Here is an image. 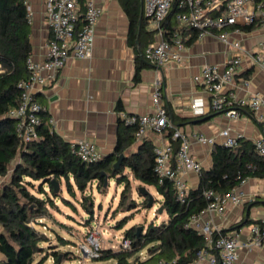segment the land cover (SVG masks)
Wrapping results in <instances>:
<instances>
[{"label": "crops", "instance_id": "1", "mask_svg": "<svg viewBox=\"0 0 264 264\" xmlns=\"http://www.w3.org/2000/svg\"><path fill=\"white\" fill-rule=\"evenodd\" d=\"M28 4L31 11L30 58L35 62H41L51 34L45 21L42 0H28ZM97 6L101 14L95 26L91 57L82 60L68 59L65 66L45 87L38 86L34 90L36 101L44 108L48 120L52 121L50 123L52 130L65 142L91 141L100 153L101 159L112 154L117 156L123 154L124 157L132 155L143 142H149L153 146L159 144L162 139L155 133L147 132L142 140H136L135 128L123 130L120 125V120H123L122 114L141 116L153 112L152 93L155 82L159 83L161 102L169 120L174 128L185 136L189 137L196 133L215 137L216 143L213 146H222L223 138L219 137L218 133L227 128L230 136L238 137V140L243 139L252 143L264 140V121H257L253 112L247 108H240L238 119H227L210 109L209 96L202 87L193 82V77L200 73L203 66L216 65L222 71L227 60L239 55L240 64L232 83L225 91L233 92L238 99L259 95L263 100L259 112L264 114V70L251 59L261 52L260 45L264 44V25L255 24L248 31L243 30L240 34L230 36V40L238 43L240 51L213 36H205L191 44H184L181 64L157 67L142 57L146 46L159 41L161 36L150 29L140 0L139 17L134 26L133 37L130 34L128 17L119 0H98ZM168 22L161 28L162 33ZM173 22L175 21L172 17L170 23ZM178 28L186 29L180 24H177ZM180 34L182 35V32ZM182 38L183 42L188 39L183 36ZM48 75L43 73V76ZM244 81L248 82L246 86L243 84ZM193 100L202 102L203 114H193L191 109ZM128 135L132 136L129 144L125 140ZM120 137L124 141L119 147L121 152L117 153ZM213 146L195 142L190 144V155L200 162L204 170L212 166ZM125 174L129 178L132 177L130 171L126 170ZM199 174L186 172L180 176L189 191L198 188ZM70 181L72 182V179ZM94 184L89 189H92ZM63 185L64 183L60 185L61 192ZM235 192L242 197L239 205L227 204L222 215L204 212L201 214L199 225L207 223L217 233L223 232L232 236L241 245L251 240V226L257 222L264 223V179H247L235 189ZM78 193L81 197V193ZM108 248L110 247H104ZM134 258L135 256L130 262ZM146 258L147 255L139 259L143 261ZM238 262L264 264V244L254 246L250 250L239 248Z\"/></svg>", "mask_w": 264, "mask_h": 264}, {"label": "trees", "instance_id": "2", "mask_svg": "<svg viewBox=\"0 0 264 264\" xmlns=\"http://www.w3.org/2000/svg\"><path fill=\"white\" fill-rule=\"evenodd\" d=\"M24 1L0 0V264H43L48 256L43 255L37 261H34V258L46 252L51 256L53 264H58L60 255L64 259L69 256V253L57 252L52 246L45 250L42 244L47 239L35 228V225L41 224V219L50 216L47 206H54L53 199L61 194V190L54 194L53 187L49 184L52 179L59 185L64 183L73 196L72 189L80 192V207L92 216L94 202L86 192L95 183L97 192L103 193L105 176L101 173H105L108 182L114 179L117 184L123 185L118 210L138 209L139 205L131 197L126 170L130 171L134 180L153 188L160 197L159 209H162L167 218L159 224H149L140 232H137L136 226L129 227L123 231L122 236L130 240V250L102 249L93 262L154 264L163 261L171 264H190L194 261L196 253L205 245V239L184 225L192 215H198L205 209L207 201L202 196L203 191L213 190L225 195L247 179H264V158L257 153L252 142L243 139H239L237 146L232 149L213 146L211 168L201 170L198 188L189 191L185 204H181L176 199L171 181L164 180L159 183L154 173L153 145L149 142L141 143L134 154L125 156L117 169L113 168L116 154L105 156L94 163H84L71 154L69 143L54 133L46 112L42 111L39 114L40 123L36 127L38 138L29 143H22L16 134V121L10 117V113L18 106L20 92L17 84L28 77L26 61L32 51L30 25ZM119 2L128 17L130 34L133 37L134 26L139 17V0ZM178 11L174 4L162 25L165 27L169 21L164 28V37L168 38L177 31L182 32L180 35L188 38L184 44H191L197 39V32L191 29H177V23H170V18H174ZM144 18L143 16L142 19ZM252 27L253 25L243 27L242 31H248ZM120 125L123 130H135L133 125H127L123 120H120ZM170 135L171 131L166 137L169 139ZM131 139L132 136H126L127 144L131 143ZM123 141L120 137L117 153L121 152L119 147ZM177 145L175 142L174 147L177 148ZM34 181L44 182L36 189V193L43 197H37L28 189H33ZM45 184L48 185V193L43 190ZM62 200L67 202L63 198ZM156 201L153 199V203ZM141 206H148L147 197H143ZM123 222L126 221L117 223L116 227L122 229ZM143 249H146L147 258L140 261L136 255Z\"/></svg>", "mask_w": 264, "mask_h": 264}, {"label": "built area", "instance_id": "3", "mask_svg": "<svg viewBox=\"0 0 264 264\" xmlns=\"http://www.w3.org/2000/svg\"><path fill=\"white\" fill-rule=\"evenodd\" d=\"M97 1L42 0L44 17L51 38L45 45L43 61L35 62L30 57L27 59L28 77L17 84L20 92L19 103L10 113V117L16 121V134L22 143H29L38 138L36 127L40 123L39 114L44 108L34 97L36 87H45L65 66L68 59L82 60L91 57L95 26L101 14ZM24 4L30 24L31 11L28 0H25ZM174 4L179 10L174 15L177 24L187 30L196 31L197 39L213 36L232 45L236 51H240V48L237 42L230 40L232 34H240L243 27L250 25H264V0H142V11L149 20L150 29L161 36L159 41L146 46L142 57L157 67L181 64L183 61L185 45L180 33L175 32L166 38L161 31ZM260 49L261 52L251 59L264 70V44L260 45ZM239 64L240 56L234 55L225 62L222 71L216 65H205L200 73L193 77V82L202 87L209 96V106L212 111L220 113L227 119L236 120L239 118V109L247 108L254 113L257 121L262 122L264 114L259 110L263 100L259 95L238 99L233 92L225 91L232 83ZM44 72L49 75L43 76ZM243 84L246 86L248 82L244 81ZM158 86L159 83L155 82L151 114L141 116L122 114V119L127 125L135 127L136 140H142L147 132L161 137L162 142L153 146L154 173L159 183L164 180L171 181L177 201L185 204L189 190L180 176L186 172L199 174L202 170L200 162L190 155V144L195 142L211 147L216 143V138L196 133L188 137L176 130L161 102L162 93ZM191 109L194 115L203 114L202 102L193 100ZM48 122L50 124L52 121L49 119ZM169 131H171L170 138L163 141ZM218 136L223 138L222 146L225 148L232 149L238 144V137L230 136L227 128L222 129ZM175 142L178 144L177 148L174 147ZM253 144L257 153L264 158V140H256ZM69 149L81 162L94 163L101 160L100 153L91 141L71 142ZM202 196L207 201L205 209L198 215H192L184 225L185 228L195 227L194 231L205 239V245L196 253L194 261L190 264H239V248L250 250L254 246L259 247L264 244V223L251 226V240L241 245L234 237L217 233L207 223L199 225L202 213L222 215L227 204L239 205L242 197L235 192V189L225 195L213 190H205ZM121 238L120 250H130V240ZM77 247L82 261L90 262L97 258L100 250L103 249L97 229L88 231ZM157 264L171 263L160 261Z\"/></svg>", "mask_w": 264, "mask_h": 264}, {"label": "rangeland", "instance_id": "4", "mask_svg": "<svg viewBox=\"0 0 264 264\" xmlns=\"http://www.w3.org/2000/svg\"><path fill=\"white\" fill-rule=\"evenodd\" d=\"M32 183L33 189L30 187L28 189L35 193L37 197H43L41 194L36 193V189L42 184V181ZM129 183L131 197L139 205L138 209L131 211L118 210V201L123 185L117 184L114 179H111L108 186L104 188L103 193L97 192L95 184L92 189L87 190L86 195H90L94 202L92 216L80 207L81 197L78 191L75 188L72 189L73 196L63 185L60 196L53 199L54 206H47L50 216L41 219V224L35 225L37 231L41 232L47 239L42 247L49 250V246H52L59 253H69L66 259L60 255L58 264H80L82 260L77 246L83 241L88 231L97 229L103 249L104 247H110L113 250H120L119 245L124 230L131 226L140 228V231L145 230L149 224H158L162 219L167 218L162 211L157 213V211H160L158 204L160 197L153 188L142 185L132 177L129 178ZM140 187H145L153 199L157 200L150 207L146 206L144 208L141 206L143 197L138 194V188ZM43 190L48 193V185H43ZM62 198L67 202L63 201ZM124 220L126 222L122 223V229H118L116 227L117 223ZM43 255L48 256L43 264H53L48 252L35 256L34 261H37ZM146 255V249H143L136 256L141 258ZM82 264L97 263L82 261Z\"/></svg>", "mask_w": 264, "mask_h": 264}, {"label": "water", "instance_id": "5", "mask_svg": "<svg viewBox=\"0 0 264 264\" xmlns=\"http://www.w3.org/2000/svg\"><path fill=\"white\" fill-rule=\"evenodd\" d=\"M140 5H142V0H140ZM140 14H141V10H140ZM123 158H124L123 154H119L117 156L116 162L113 164L114 169H117L119 167ZM101 174L105 176L103 186H104V188H106L109 184L108 177L105 175V173H101ZM42 183H44V182H42ZM49 184L53 187L54 194H58L59 191L61 190L59 183L52 179V180H50ZM138 194L141 195L142 197L148 198V206L149 207L153 204V197L145 187L138 188ZM159 210H160V212L162 211V209H159ZM137 232H140V228H137ZM58 261H59V259H58Z\"/></svg>", "mask_w": 264, "mask_h": 264}]
</instances>
